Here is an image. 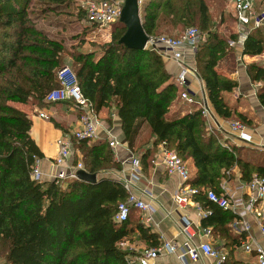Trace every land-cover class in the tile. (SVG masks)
<instances>
[{
	"label": "trees",
	"instance_id": "16d2710c",
	"mask_svg": "<svg viewBox=\"0 0 264 264\" xmlns=\"http://www.w3.org/2000/svg\"><path fill=\"white\" fill-rule=\"evenodd\" d=\"M72 2L0 0V264H126L130 253L121 251L118 244L134 228L148 245L158 243L149 230L130 226V214L125 222H114L118 203L128 195L121 183L111 179L95 183L31 179V170L42 155L29 136L31 121L10 104L38 108L49 105L44 98L58 88L56 71L67 60L94 114L100 118L102 112L117 111L131 151L152 139V147L141 160L143 169L148 168L162 143L183 161L192 162L194 173L189 185L199 192L193 199L210 211L201 220V227L211 228L212 233L224 239L232 255L243 239L229 233L228 225L234 216L211 204L202 192L212 190L219 194L225 172L234 167L239 169L243 182L254 174L264 179V151L246 147L227 151L215 133L207 132L199 110L184 116L179 111L171 113L180 89L167 72L164 59L153 50L129 49L119 44L126 31L119 20L112 24L110 42L100 45L81 40L70 49L37 26L34 15L46 16L69 8ZM81 12L86 19L85 12ZM139 15L142 28L150 37L169 27L190 25L206 33L207 39L197 46L194 55L195 69L215 114L231 119L233 111L225 94L236 83L218 74L215 66L235 37L231 35L227 42L211 33L204 0H144ZM90 25L91 30L96 28ZM262 53L264 24L248 33L242 49L243 56ZM247 73L251 81L262 83L257 98L264 108V65L251 64ZM234 121L243 124V116L234 114ZM144 134L148 137L146 143L141 141ZM87 142L78 141L77 146L89 174L120 169L104 142L90 146ZM226 264L239 263L229 259Z\"/></svg>",
	"mask_w": 264,
	"mask_h": 264
},
{
	"label": "crops",
	"instance_id": "0c3cea01",
	"mask_svg": "<svg viewBox=\"0 0 264 264\" xmlns=\"http://www.w3.org/2000/svg\"><path fill=\"white\" fill-rule=\"evenodd\" d=\"M263 22L264 19L262 20L259 27L264 24ZM233 36L235 37L234 41H236L238 38L237 27L236 33L234 32ZM242 49L243 45L235 47H229L228 45L227 50H225V53L218 59L215 66L218 74L236 83V87L230 93L225 94L227 105L233 111V117L231 119L224 120L215 114L207 98L204 83L198 78V75L196 77H189L187 85L184 88V90L187 91L193 99V103H184L180 101L177 96L170 108V112L172 113L179 111L180 115L184 116L185 114L191 113L195 110L200 111V103L203 101L209 108L211 117H213V120H209L201 115L206 122V130L208 133H215L217 135L222 148L231 152V149L235 150L239 147H246L252 150L263 152L264 108L257 98V92L261 88L262 83L251 81L247 73V66L251 64H257L261 66L264 65V63L260 62V59L264 56V53L259 56L248 57L242 55ZM241 60L244 64L241 62ZM164 62L167 72L174 77L178 72L177 65L171 58L164 59ZM181 91L183 90L180 89V92ZM10 105L25 113L31 121L29 136L42 155V158L37 161L38 168L42 176L41 181H51V177H53L58 171L54 165V161L58 155L56 142L63 136H68L70 131L76 127L78 118L82 114L81 110L72 106V103L67 104L63 102L49 104L44 108L18 103H11ZM39 112L45 113L49 119L43 120L39 118ZM105 112H102L100 118L97 116V120L100 122V125L97 129V137L94 140L87 142V146L104 142L112 153L113 162L120 166L119 170L115 168L99 170L96 174H94L96 175V182L100 179H111L121 183L124 186V183L126 180H128V176L130 174L129 158L132 155L139 158L141 169L140 176L134 185L130 186V192L133 195L140 197V199H142L148 205L149 210L141 212L132 208L130 211V221H132L130 226H141L142 228L149 230L150 233L154 234L157 238L158 243L156 246L167 240H173L178 245H180L187 239L185 235L181 233L183 228L181 218H185L191 224L193 236L189 239V241L194 246H198L207 242L214 249L225 250L228 252L229 259L236 263L256 264L254 254L243 253L237 249L240 246L239 245L234 247L233 254L230 255V248L225 246L224 239L220 238L219 235L212 233L211 228L201 227V220L204 218H201L198 215V211L195 208L196 203H198L193 199L195 196L185 208H177V206L172 201V195L178 190L180 182L176 175L169 174L166 171L164 165L160 161V145H158L155 156L151 162H148L147 160L149 163L148 168L143 169L141 160L145 151L152 147V142L147 143L141 149H137V147H135L134 150L131 151L123 137L117 111L112 110ZM234 114H241L243 116V121L241 122L251 135L250 143L238 141L236 135L230 131L228 124L231 122V120H234ZM110 139H115L119 145L115 148L109 147L108 141ZM77 142L78 141L75 140L73 141V153L66 161L67 166H73L79 162L82 163V155L78 150ZM183 162L188 169L189 176H192L194 173L192 162L190 160ZM84 171L87 172L85 167ZM240 183L246 182L241 181L239 169L234 167L231 170L225 172V176L222 178L219 184L220 193H223L224 188H226L225 192L227 194L237 197L238 193L236 192V187ZM206 191L208 190H204L202 193L204 194ZM202 210L209 211L203 207ZM227 211H229L234 216L233 220L237 217V215L232 210ZM148 217L150 218V222L146 223L145 219ZM244 219L251 227L249 235L259 245L264 246V239L256 227L255 220L249 215H247ZM233 220L230 222V224L233 222ZM230 224L228 225V229L229 233L231 234L233 232L230 229ZM206 229L210 230V233L207 236L204 234V230ZM233 235V237L239 239L240 237H243L242 240L240 239V244L246 239L245 235H236L234 233ZM123 242H125L127 245V250L123 252L128 251V253H130L127 258L135 256L138 251L144 248L152 247L148 245L145 240L141 239L140 232L136 228H134V231L131 232L130 235L123 240ZM210 263H212L211 259L200 255L197 262L188 264ZM155 264H177L176 256L174 254L161 256L156 260Z\"/></svg>",
	"mask_w": 264,
	"mask_h": 264
},
{
	"label": "built area",
	"instance_id": "2783aa9c",
	"mask_svg": "<svg viewBox=\"0 0 264 264\" xmlns=\"http://www.w3.org/2000/svg\"><path fill=\"white\" fill-rule=\"evenodd\" d=\"M144 0H138L139 6ZM233 12L236 19V27L238 38L236 41H230L229 47L242 46L251 29L258 28L261 25L264 16L258 17L253 10L252 0H232ZM123 3H116L112 0H90L84 5L86 20L95 25L97 29H104L119 20ZM201 40L200 33L196 28H187L178 37L168 36H148L145 49L153 50L163 59L171 58L177 65L178 72L173 77L174 85L182 89L178 98L180 101L191 104L193 99L184 88L187 85L189 77H196L197 72L193 68V72L188 70L186 63L192 60L193 51ZM56 80L59 84L58 88L48 92L44 98V102L48 104H56L61 102H71L72 105L81 110L76 127L73 128L68 136H63L57 140L58 155L54 161L55 167L58 169L56 174L51 177V181L64 183L69 180L77 179L76 173L84 170L81 162L75 165H66V161L73 153V141H92L97 137V129L100 125L97 116L94 114L93 108L89 101L83 96L78 85L77 77L74 71L63 66L56 71ZM200 113L204 118H211V113L207 105L201 101ZM38 117L48 120V116L39 112ZM230 131L236 135L240 142L250 143L251 135L243 124L238 121L229 122ZM108 145L115 148L119 145L115 139H110ZM159 158L169 174L178 177L180 186L172 195V201L177 208H185L192 198L199 194L198 190L189 185V172L177 154L166 148L165 144H160ZM130 174L128 180L124 183V188L128 192L125 201L118 203L114 215V222L121 224L125 222L132 208L141 212L148 211V205L130 192V186L139 179L140 176V160L133 155L129 158ZM31 179L41 181L42 176L38 168V163L31 170ZM224 191L217 194L212 190L206 191L204 194L206 199L213 205L222 210H232L237 217L230 224L231 231L236 235H245L246 239L237 248L245 254H254L256 264H264V246L259 245L250 235V225L245 221L247 215L252 216L255 220L256 227L260 235L264 239V179L254 174L246 183H240L236 187L237 197H233ZM195 208L201 218L210 215V211L202 210L199 203ZM145 222H150V218H146ZM183 228L181 233L187 238L180 245L173 240L161 242L156 247L144 248L137 252L134 260L126 258V264H155L156 260L164 255L174 254L177 264L195 263L199 256L212 260L210 264H225L229 259V254L225 250L214 249L209 243H202L194 246L189 239L192 238L193 232L191 224L185 218H181ZM210 233L209 229L204 230L205 236ZM121 251L127 250L125 242L118 244Z\"/></svg>",
	"mask_w": 264,
	"mask_h": 264
},
{
	"label": "rangeland",
	"instance_id": "374dc122",
	"mask_svg": "<svg viewBox=\"0 0 264 264\" xmlns=\"http://www.w3.org/2000/svg\"><path fill=\"white\" fill-rule=\"evenodd\" d=\"M90 0H73L69 8L57 9L53 13H49L46 16L39 14L34 15L37 26L44 30L51 38L57 39L63 43L66 49H70L71 46H75L80 43L81 40H85L90 44H104L111 40L113 32V25H110L104 29L91 30L90 23L83 19L82 12L84 11V5ZM116 3H123L124 0H112ZM211 21L210 31L216 34L219 38L225 39L227 42L233 33H236V19L233 12V1L232 0H204ZM253 10L255 15L258 17L264 16V0H252ZM117 22V21H116ZM114 24V23H113ZM196 28L200 33V44L199 47L204 44L207 39L206 33L201 31L200 27L195 25L184 26V27H169L167 31L159 33L158 36L178 37L187 28ZM94 31V32H92ZM157 37V36H156ZM87 46V45H85ZM197 51H193L192 60L186 63L188 70L193 72L195 69L196 62L194 55ZM238 54V53H237ZM243 63V61L241 60ZM261 63H264V56L260 59ZM244 64V63H243ZM65 66L71 67L70 60H67ZM196 70V69H195ZM213 120V117L209 118ZM234 120H231L233 122ZM147 134H144L142 142L146 143ZM152 139L148 141L151 143ZM137 149H141L140 143L136 145ZM232 236L233 233H231ZM134 243V242H133ZM128 252V251H127ZM239 253V252H238ZM240 254V253H239ZM129 260H134V256L130 257ZM134 264V263H133Z\"/></svg>",
	"mask_w": 264,
	"mask_h": 264
},
{
	"label": "water",
	"instance_id": "95a60500",
	"mask_svg": "<svg viewBox=\"0 0 264 264\" xmlns=\"http://www.w3.org/2000/svg\"><path fill=\"white\" fill-rule=\"evenodd\" d=\"M119 21L125 25L126 31L118 43L129 49L144 50L148 36L141 25L138 0H124ZM76 177L89 183L96 182V175L84 170L78 171Z\"/></svg>",
	"mask_w": 264,
	"mask_h": 264
}]
</instances>
